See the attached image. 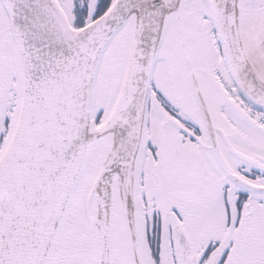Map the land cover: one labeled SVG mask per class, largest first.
Segmentation results:
<instances>
[{
	"label": "snow or ice",
	"instance_id": "obj_1",
	"mask_svg": "<svg viewBox=\"0 0 264 264\" xmlns=\"http://www.w3.org/2000/svg\"><path fill=\"white\" fill-rule=\"evenodd\" d=\"M0 264H264V0H0Z\"/></svg>",
	"mask_w": 264,
	"mask_h": 264
}]
</instances>
